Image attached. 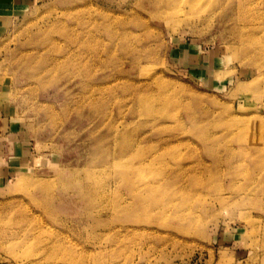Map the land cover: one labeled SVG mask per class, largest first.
<instances>
[{"label":"rangeland","instance_id":"1","mask_svg":"<svg viewBox=\"0 0 264 264\" xmlns=\"http://www.w3.org/2000/svg\"><path fill=\"white\" fill-rule=\"evenodd\" d=\"M0 119V264H264V0H28Z\"/></svg>","mask_w":264,"mask_h":264},{"label":"crops","instance_id":"2","mask_svg":"<svg viewBox=\"0 0 264 264\" xmlns=\"http://www.w3.org/2000/svg\"><path fill=\"white\" fill-rule=\"evenodd\" d=\"M28 0H0V22L15 17L26 6ZM3 120V119H0ZM2 125V122H0ZM14 134L11 128L5 130L0 126V187L5 186L10 176H13L22 167V155H14L15 145L8 142L13 139ZM12 142H15L12 140ZM12 147V151L11 148Z\"/></svg>","mask_w":264,"mask_h":264},{"label":"bare ground","instance_id":"3","mask_svg":"<svg viewBox=\"0 0 264 264\" xmlns=\"http://www.w3.org/2000/svg\"><path fill=\"white\" fill-rule=\"evenodd\" d=\"M177 5V4H176ZM172 13L171 14H174V13H184V9H182L181 7L179 8V9H173L172 11H171ZM239 12V11H238ZM241 13H242V11H241ZM241 13L239 12L238 13V15H240V17H242V15H241ZM163 95V96H162ZM168 96L169 95H167V92H163L158 98L159 99H162L163 101H166V99L168 98ZM140 104H142V105H144L145 106V108L143 109V113H145V114H149V113H154V109L152 108H150L149 106H148V104H147V101H142ZM158 116V115H157ZM238 122V123H237ZM235 124H237V125H239L238 126V131H239V129L241 130L242 129V127H243V131H239V133H240V135L242 136V138L243 139H248L249 137H247V134H248V131L250 130V123H249V120L248 119H246V118H244V119H239V120H236L235 122H234ZM205 135V134H204ZM208 138V140H215L214 138H215V134H213L212 136H209V137H207ZM205 139V137L204 138H202L201 137V140H204ZM130 145L129 144H127V146H126V149L124 150V151H126V153H129V151H130ZM137 151H138V149H136ZM140 150H141V148H140ZM127 157V156H126ZM164 161V159H162V158H159V159H157V160H155L154 162H156V163H161V162H163ZM120 162V161H119ZM117 167V170L119 169V170H125V167H124V165H120V166H116ZM127 170L129 169V168H126ZM183 173H185L186 171H182ZM177 179H178V176L177 177H174V180H176L177 181ZM129 181H130V179H129ZM66 184H67V186H68V188H73L74 187V185H73V183L71 182V181H67L66 182ZM124 185H126V184H124ZM165 186H166V184H165V182H163V183H159V184H153V183H147V184H145L144 185V188H148V189H150V190H153V192L154 191H158V190H160V188H165ZM173 188H174V185H173ZM83 188H80V190H82ZM156 195V194H155ZM134 196H136V195H134ZM155 197V196H154ZM143 199V198H142ZM154 201H155V199H153ZM152 202L153 201H150L149 202V205H148V207H152L153 205H152ZM132 203H134L138 208H141V210L142 211H145V212H150L149 211V209H146V208H144V207H142L143 206V202H141L142 203V206L140 205V203L139 202H137L136 200H134ZM155 204H156V202H155ZM147 207V208H148ZM130 209H131V204H129V205H127V210H126V213H128V214H130L131 213V211H130ZM159 214L160 215H165L162 211L161 212H159ZM174 216H177V213H175V215ZM178 217V216H177ZM179 218V217H178ZM123 224L120 226L121 228H127V226H123ZM125 228V229H126Z\"/></svg>","mask_w":264,"mask_h":264}]
</instances>
